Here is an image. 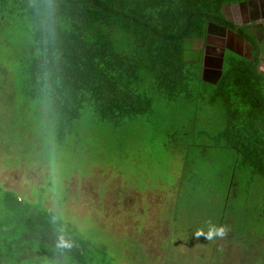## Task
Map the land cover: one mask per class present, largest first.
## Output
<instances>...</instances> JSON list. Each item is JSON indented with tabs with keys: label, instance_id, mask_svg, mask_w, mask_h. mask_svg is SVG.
<instances>
[{
	"label": "trees",
	"instance_id": "obj_1",
	"mask_svg": "<svg viewBox=\"0 0 264 264\" xmlns=\"http://www.w3.org/2000/svg\"><path fill=\"white\" fill-rule=\"evenodd\" d=\"M232 1L237 0H0V156L47 174L59 150L87 156V173L97 164L115 170L117 158L135 159L139 171V157L162 146L161 155H152L169 163L151 167L173 174L172 164L180 161L175 175L181 179L204 178L221 164L216 160L228 161L226 199L249 172L248 184L260 186L253 205L260 211L259 58L256 52L249 61L227 51L217 82L202 79L208 25L228 24L222 6ZM240 34L257 47L250 35ZM102 137V153L92 156ZM49 180L31 188L47 197ZM27 196L0 183V264H22L47 251L58 264H111L46 200L38 209Z\"/></svg>",
	"mask_w": 264,
	"mask_h": 264
},
{
	"label": "rangeland",
	"instance_id": "obj_2",
	"mask_svg": "<svg viewBox=\"0 0 264 264\" xmlns=\"http://www.w3.org/2000/svg\"><path fill=\"white\" fill-rule=\"evenodd\" d=\"M102 141V147L97 144L92 148V156L102 153L106 139L102 137ZM112 150L120 156L121 148ZM162 151V146H157L154 152L139 157V171L133 166L135 159L117 158L115 170L97 164L90 173L84 164L86 155L73 158L63 150L54 151L48 174L40 166L23 169L8 162L12 156H0V183L27 193V198L37 200L32 204L38 209L46 200L49 210H56L89 242L91 251L105 252L111 264H264V207L253 209L260 186L248 184L250 173L241 174L236 195L226 199L228 193L223 189L229 179L228 161L216 160L221 164L213 165L204 178L181 179L175 175L183 165L180 161L172 164L173 174L151 167L163 160L169 163L152 155ZM46 178L53 189L42 197L31 187H45ZM208 222L225 226L226 236L212 241L203 236L196 239L195 231L207 232ZM49 253L30 255L22 264H58ZM102 258L100 254L99 260Z\"/></svg>",
	"mask_w": 264,
	"mask_h": 264
},
{
	"label": "flooded vegetation",
	"instance_id": "obj_3",
	"mask_svg": "<svg viewBox=\"0 0 264 264\" xmlns=\"http://www.w3.org/2000/svg\"><path fill=\"white\" fill-rule=\"evenodd\" d=\"M226 5L230 7L238 5L240 7L233 11L230 10L229 18L232 21L227 20L222 11V16L228 24L211 22L215 27L211 28L212 34L209 35L205 45L202 46L205 52L206 66L209 74H211V76L209 75V79L214 80L216 78V71L220 66V59L223 55L225 57L227 51L232 52L229 49H232L234 52L244 53V46L241 44L239 37L243 38L245 42H249L240 34L241 32L250 35L255 41L257 47L249 43L252 46L250 60H252L256 52L259 58L257 70L260 74L264 75V0H237L227 2L222 6V9ZM221 35L225 36L222 37Z\"/></svg>",
	"mask_w": 264,
	"mask_h": 264
},
{
	"label": "water",
	"instance_id": "obj_4",
	"mask_svg": "<svg viewBox=\"0 0 264 264\" xmlns=\"http://www.w3.org/2000/svg\"><path fill=\"white\" fill-rule=\"evenodd\" d=\"M239 7L240 6H238V5H235V6H232V7L226 5L222 9L223 15L227 18V20L232 21V19L229 18L230 10L233 11V10L239 8ZM212 27H215V25L212 24V23H210L208 25V33L209 34H212L211 33V28ZM225 35H221V36L224 37ZM239 39H240L241 44L244 46V53H242V52H234L232 49H229V50L232 51L235 55H237V56H239V57H241L243 59L250 60L251 59V54H252V46H251V44L245 42L244 39L241 38V37H239ZM245 50L247 52V55H246ZM223 57H224V55L220 59V66L218 67V69L216 71L217 74H216V78L214 80H210L209 79V75L211 76V74H209V70L207 69V66H206L207 65L206 63L207 62H206V58H205L204 66H203V69H202V79H203V81H205L206 83H210V84H215L217 82V80L219 79V77L221 76V73H222V64L224 62Z\"/></svg>",
	"mask_w": 264,
	"mask_h": 264
},
{
	"label": "clouds",
	"instance_id": "obj_5",
	"mask_svg": "<svg viewBox=\"0 0 264 264\" xmlns=\"http://www.w3.org/2000/svg\"><path fill=\"white\" fill-rule=\"evenodd\" d=\"M227 234V229L225 226H217L208 222V230L205 232L203 229H197L194 233V237L199 239L201 236L205 237L206 240L212 241L216 238H224ZM67 246V245H65Z\"/></svg>",
	"mask_w": 264,
	"mask_h": 264
}]
</instances>
